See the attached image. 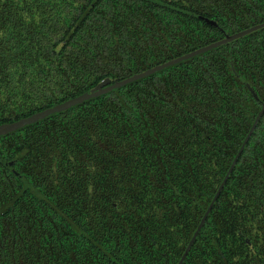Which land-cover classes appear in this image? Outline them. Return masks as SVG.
I'll use <instances>...</instances> for the list:
<instances>
[{
    "label": "trees",
    "instance_id": "obj_1",
    "mask_svg": "<svg viewBox=\"0 0 264 264\" xmlns=\"http://www.w3.org/2000/svg\"><path fill=\"white\" fill-rule=\"evenodd\" d=\"M168 3L213 19L227 31L233 30L231 22L241 21L243 15L255 20L264 11V0H169ZM164 7L154 5L153 0H0V116L31 115L55 102L83 94L104 77L123 75L131 62L137 61L140 69L146 67L147 57H153L155 35L172 37L167 41L174 45L183 43L177 38L181 35L199 37L200 44L219 35L204 22L179 15L171 6ZM212 55L215 57L214 52L207 60L209 65L196 69L201 79L208 75L206 82H194L188 69L175 75L168 70L165 81L153 76L147 79L148 90L130 96L135 100L130 103L135 114L153 101L145 111L148 120L153 111L149 136L133 117L119 121L117 104L103 103V99H115L119 94L121 97L126 89L34 124L29 131L47 130L48 126L62 131L58 151L80 169L78 173H68V178L59 185L64 188L49 193L45 188V195L49 194V199L54 197V201L48 199L47 207L61 218L57 221L53 217L51 224L31 225L18 220L15 207L6 206L5 198L10 192L5 182L6 171L0 167V264H10L11 260V264H41L38 260L41 242H59L66 234L63 225L68 221L71 222L68 231L83 229L104 249L93 250L88 256L89 250H78L82 248L79 242L77 251H54L56 260L45 264H108L122 259L114 256L118 233L109 232L108 240H104L103 231L112 230V226L107 228L96 222L90 226L95 219L93 212L78 209L80 200H88L90 193L102 194L101 186L94 183L96 180H105L104 189L115 186L113 195L121 200L117 207L125 212L124 218L115 213V221L118 225L124 222L127 230L135 234L136 223L153 229V213H160L166 206V182L186 169L189 157L219 148L230 162L246 137L257 108L248 91L233 89L226 69L227 53L221 62L211 64ZM263 94L258 91L260 97ZM181 104L204 117L181 120L178 116L185 114L179 108ZM203 104L214 106L206 108ZM211 113L215 118L209 123L207 117ZM211 129L221 138L206 140L204 130ZM50 136L53 140V135ZM87 163L92 164V172ZM83 178L93 181L92 192L87 190L90 181ZM7 249L11 255L2 253ZM139 259V264H153L146 257Z\"/></svg>",
    "mask_w": 264,
    "mask_h": 264
},
{
    "label": "flooded vegetation",
    "instance_id": "obj_2",
    "mask_svg": "<svg viewBox=\"0 0 264 264\" xmlns=\"http://www.w3.org/2000/svg\"><path fill=\"white\" fill-rule=\"evenodd\" d=\"M168 2L169 0H153L154 5L159 7L171 6L177 9L172 11L179 15H186L194 21L204 22L207 26L216 29L219 35L211 38L206 44H200L199 37L181 35L177 37L183 41L181 45H174L167 41L172 38L170 36L155 35L153 36V57H147L149 64L146 67L140 69L137 61L131 62L123 70V75L104 77L85 93L90 92L100 83H105L102 89H107L116 82L140 75L194 53L210 44L223 41L227 36L235 35L264 23V11L255 20L243 15L244 19L239 22L238 19L231 22L234 29L227 31L213 19L198 13L187 12L181 7L169 5ZM193 20L188 23V26L193 23ZM206 20L214 22L215 26L209 25ZM213 52L216 58L212 55L211 64L221 62L222 57L227 53L226 58L229 56V59L226 69L231 75L233 89L236 91L245 89L251 95L255 110L257 108L252 126L264 105V94L261 97L258 95V91L264 92V27L96 98L112 94L117 90L123 89L124 91L126 89L122 92L121 97H119V94V98H106L103 99V103L106 106L117 104L120 107V115L117 119L125 122L133 117L135 123L140 124L144 129L145 135L149 136V131L153 129V111H151L149 120L145 118V111L149 105L153 104V101L146 103L143 111L140 109V113L135 114L130 105L135 100L130 96L148 90L147 86L150 82L147 79L153 78V76L162 77L165 81L167 78L166 71L168 70L175 75L177 72L188 69L193 74L194 82H199V80L206 82L208 75L206 74L201 79L196 69H204L207 64L209 65L207 60ZM208 72H211V70ZM251 91H253L256 98ZM80 95L61 102H55L44 110L63 104ZM112 100H115V102H111ZM200 103L202 107V102L200 101ZM213 106L212 104L208 106L203 104V107L206 108ZM71 108L37 122L48 121L57 114L66 112ZM179 108L185 112L184 117L178 116L181 120L192 119L195 121V117L198 120L204 117L203 114H199L194 109L190 110L186 104H181ZM36 113L27 116L3 113L0 116V126L18 122ZM214 118V114L211 113L207 120L212 123ZM37 122L0 136V167L6 171L7 180L5 182L10 192L7 196L9 199L5 198L7 200L6 206L15 207V215L18 220L23 219L24 222L31 225L45 222L42 224L45 225L51 224L53 217H58L52 209L47 207L49 200L54 201V197L49 199V194L45 195V188L48 193L51 190L64 188L59 186L60 183L68 178L70 171L78 173L80 168L76 169L75 165L63 158L58 151L60 143H62V131L51 128V126L46 127L47 130L29 131ZM263 122L264 111L230 172L233 160L245 138L230 162L228 157L222 156L219 148L206 149L197 156L189 157L186 169L172 180H167L164 195L166 206L163 211H159L160 213H153L151 218L153 229L151 230H149V227L143 228L136 223L137 233L133 234L127 230L124 222L118 225L115 221V213L120 218L125 217V212L117 207V202L121 201L118 200L120 196L114 197L115 186L104 189L105 180H96L94 183L101 186L102 194L90 193L89 199L86 201L80 200L82 204L77 208L83 213L89 210L93 212L95 219L90 226L95 222L96 224H103L107 228L110 225L112 226V230L105 229L103 231L104 240H108L106 235L109 232L116 231L118 233V239L113 247L116 251L114 256H120L122 259L109 261L108 264H139L141 262L139 258L143 257L152 260L153 264H264ZM49 128L52 130H49ZM204 131L205 139L208 141L221 138V135L218 136L216 132H212V129ZM124 133L127 134L128 131ZM50 135H53V140ZM146 136L144 137L145 140L147 139ZM60 149L62 151L64 148L61 147ZM87 167L92 172V164L87 163ZM83 180L90 181L87 190L92 192L93 189L90 185L93 181L87 178H83ZM107 182L117 183L118 181L108 180ZM104 191L108 194H105ZM128 203L132 204L130 201ZM131 207L135 210L133 205ZM70 209L73 210V207ZM140 210L142 209L137 208V211ZM68 212L72 214L71 211L68 210ZM60 218H57V221ZM70 223L68 221L63 225L66 234L61 237L59 242L55 244L41 242L38 248L40 253L38 260L41 264L50 262L51 259L56 260L54 251L64 249L77 251L76 248L79 242L82 248H78V250H89L88 256H91L93 250L104 249L100 242L93 240L89 232L83 229L68 231ZM26 234L28 237L29 229L27 227ZM2 253L11 255L9 249H7V252L3 250ZM11 262L12 260L9 261L10 264ZM52 263L59 264L58 262Z\"/></svg>",
    "mask_w": 264,
    "mask_h": 264
},
{
    "label": "water",
    "instance_id": "obj_3",
    "mask_svg": "<svg viewBox=\"0 0 264 264\" xmlns=\"http://www.w3.org/2000/svg\"><path fill=\"white\" fill-rule=\"evenodd\" d=\"M206 23H208L209 25L215 26V23H214V22H211V21H209V20H206ZM263 27H264V23H263V24H260V25H258V26L252 27V28H250V29H248V30H246V31H243V32L237 33V34H235V35L227 36L223 41H220V42H217V43H214V44H210V45H208V46H206V47H204V48H202V49L197 50V51L194 52V53H191V54H189V55L183 56V57H181V58H179V59H176V60H174V61H172V62L166 63L165 65H162V66L156 67V68H154V69H152V70H149V71H147V72H145V73H142V74H140V75L133 76V77H131V78H129V79H126V80H124V81H121V82H116L114 85L108 87L107 89H102V87L105 85V83H100L97 87H95L94 89H92L90 92H87V93L81 94L80 96H78V97H76V98H73V99H71V100H69V101H66V102H64L63 104L57 105V106H55V107H53V108H50V109H47V110H44L43 112H40V113H36V114H34V115H32V116L26 118V119H22V120L18 121V122H15V123H12V124H7V125H2V126H0V136L5 135V134H7V133H10V132H12V131H16V130H18V129H20V128L26 126V125H29V124L35 123V122H37V121H39V120H42V119H44V118H46V117H48V116H50V115H53V114H56V113H59V112L65 111V110H67V109H69V108H71V107H73V106L79 105V104H81V103H83V102H85V101H88V100H91V99H93V98H96V97H98V96H100V95H102V94H105V93L109 92V91H112V90H115V89L121 88V87L125 86L126 84H128V83H130V82H133V81L138 80V79H141V78H143V77H145V76H147V75H150V74H152V73H155V72H157V71H160V70H162V69H164V68H166V67H169V66H171V65H173V64H175V63H178V62H181V61H183V60H186V59H188V58H190V57H192V56H194V55H198V54H201V53L207 52V51H209V50H211V49H214V48L219 47V46H221V45H224V44H226V43L232 42V41H234V40H236V39H238V38H240V37H242V36H245V35H247V34H249V33H252V32H254V31H257V30H259V29H261V28H263ZM249 90H250V89H249ZM251 92H252V94L254 95V97L256 98V96H255V94L253 93V91H251ZM263 111H264V105L262 106V108H261L259 114L257 115V117H256V119H255L253 125L251 126V128H250V130H249L247 136L245 137V140H244V142H243L241 148L239 149L237 155L235 156V158H234V160H233V163H232V165H231V167H230L229 172H230V171L232 170V168L234 167L237 158L239 157V155H240L241 152L243 151V149H244V147H245V145H246L248 139L250 138V136H251L252 133L254 132L255 126H256V124H257V122H258L260 116L262 115ZM229 172H228V173H229ZM227 175H228V174H227ZM220 189H221V188H220ZM220 189H219V190H220ZM203 221H204V219L202 220V224H203ZM193 239H194V238H193ZM193 239H192V241H193ZM192 241H191V242H192Z\"/></svg>",
    "mask_w": 264,
    "mask_h": 264
}]
</instances>
